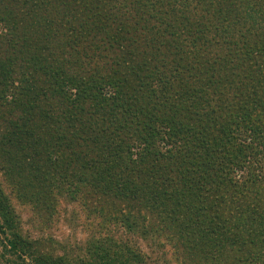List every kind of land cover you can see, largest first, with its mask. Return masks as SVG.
I'll list each match as a JSON object with an SVG mask.
<instances>
[{
  "label": "trees",
  "instance_id": "1",
  "mask_svg": "<svg viewBox=\"0 0 264 264\" xmlns=\"http://www.w3.org/2000/svg\"><path fill=\"white\" fill-rule=\"evenodd\" d=\"M0 163L47 207L134 201L121 228L173 227L186 264H264V0H0ZM0 234L17 264H70L1 187ZM118 242L96 264H148Z\"/></svg>",
  "mask_w": 264,
  "mask_h": 264
},
{
  "label": "rangeland",
  "instance_id": "2",
  "mask_svg": "<svg viewBox=\"0 0 264 264\" xmlns=\"http://www.w3.org/2000/svg\"><path fill=\"white\" fill-rule=\"evenodd\" d=\"M194 19L203 16L201 8L190 11ZM231 46L232 51L229 63L230 69L234 63V55L239 52V43ZM203 49V47H202ZM204 50V49H203ZM224 47L222 48V52ZM206 56V53L203 54ZM232 77V76H231ZM229 77L228 79H231ZM0 187L16 215L17 232L25 239L31 241L36 251L52 260L66 258L70 264H96L95 245L92 243L103 242V235H108L119 240L118 243H130L135 248H140L146 253L148 264H186V245L176 229L167 226V229H148L144 236L140 233H130L121 228L118 217L120 213L134 210L138 204L134 201L114 203L108 201L107 205L113 210L103 218V198L98 196H73L53 199L50 207L43 205V201L31 202L21 198L15 183L10 179L0 163ZM106 204V202H105ZM148 211L143 214L145 217ZM158 227H162L158 221ZM92 246V247H91ZM8 246L4 235L0 234V264H17Z\"/></svg>",
  "mask_w": 264,
  "mask_h": 264
}]
</instances>
